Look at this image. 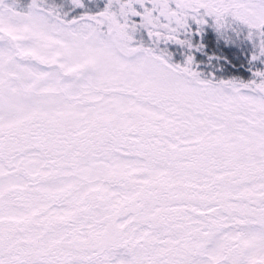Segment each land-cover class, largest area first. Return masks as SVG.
Here are the masks:
<instances>
[{"label":"snow or ice","instance_id":"6c2138e0","mask_svg":"<svg viewBox=\"0 0 264 264\" xmlns=\"http://www.w3.org/2000/svg\"><path fill=\"white\" fill-rule=\"evenodd\" d=\"M0 264H264V0H0Z\"/></svg>","mask_w":264,"mask_h":264}]
</instances>
